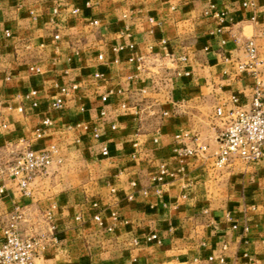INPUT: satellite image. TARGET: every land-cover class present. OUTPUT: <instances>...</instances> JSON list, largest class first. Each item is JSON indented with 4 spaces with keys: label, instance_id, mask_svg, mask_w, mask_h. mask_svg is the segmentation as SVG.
<instances>
[{
    "label": "crops",
    "instance_id": "1",
    "mask_svg": "<svg viewBox=\"0 0 264 264\" xmlns=\"http://www.w3.org/2000/svg\"><path fill=\"white\" fill-rule=\"evenodd\" d=\"M5 30L0 236L18 209L22 234L48 238L36 264H264V158L218 167L213 155L215 108L253 96L252 74L234 62L246 61V39L264 71V0H0ZM61 88L64 108L52 110ZM50 145L61 161L23 196L2 170Z\"/></svg>",
    "mask_w": 264,
    "mask_h": 264
},
{
    "label": "built area",
    "instance_id": "2",
    "mask_svg": "<svg viewBox=\"0 0 264 264\" xmlns=\"http://www.w3.org/2000/svg\"><path fill=\"white\" fill-rule=\"evenodd\" d=\"M249 4L253 3L250 2ZM77 11V9L72 10L73 13ZM205 13L214 17L218 24L223 22L224 13L214 10L213 6L206 10ZM97 23V20H92L93 25ZM217 31H220V29L218 28ZM9 35L10 32L5 30L3 33H0V38ZM54 38L58 39L59 35L55 34ZM242 46L245 50L246 61L236 60L234 62L239 71L247 70L252 74L254 78L253 96L249 103L244 104L239 97L232 95L226 105H219L215 108V115L223 124L217 138L218 148L213 154L214 163L218 167L226 165L232 158H238L246 163L258 162L264 158V71H260L257 68L260 62L258 61L254 38L246 39ZM128 48L132 49L133 44H129ZM122 49V46H117L114 48V51H120ZM99 57L101 58V56ZM142 59V56L136 59L139 69H142ZM129 60L132 61L133 58H129ZM94 76L100 78L102 74L96 73ZM66 93V89L61 88L60 94L50 102V109L62 110L64 108L63 95ZM25 99L30 102L31 107L35 108L38 106L36 90H30L25 95ZM106 99L107 96H102L103 101ZM120 106L125 108V102H122ZM20 110L22 109L20 108ZM136 112L138 113V110ZM41 125L43 127H49L51 125V119H42ZM42 133V128L36 129L35 134L37 137H40ZM93 136L95 138L98 137L96 130ZM176 139H181V135H176ZM174 150L179 156H189L195 152V150L187 147H176ZM102 154L105 156L108 154V148L106 146H103ZM55 160L58 162L61 161L59 150L55 145H50L40 150H34L28 147L20 152L2 172L16 183L19 192L23 196H29L31 194L29 188L31 181L38 174L45 172ZM164 173L165 169L161 166L158 179ZM2 191L3 189L0 187V192ZM95 219L99 220V217L96 215ZM21 220L22 212L14 209L1 229L0 264H36V257L46 247L48 240L45 236L22 235L19 231V223ZM146 240L160 242L156 234L147 236Z\"/></svg>",
    "mask_w": 264,
    "mask_h": 264
},
{
    "label": "rangeland",
    "instance_id": "3",
    "mask_svg": "<svg viewBox=\"0 0 264 264\" xmlns=\"http://www.w3.org/2000/svg\"><path fill=\"white\" fill-rule=\"evenodd\" d=\"M22 235H24V234H22ZM30 235H34V234H27V235H24V236H30ZM46 238H47V236H45ZM48 239V238H47Z\"/></svg>",
    "mask_w": 264,
    "mask_h": 264
}]
</instances>
